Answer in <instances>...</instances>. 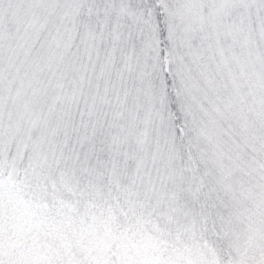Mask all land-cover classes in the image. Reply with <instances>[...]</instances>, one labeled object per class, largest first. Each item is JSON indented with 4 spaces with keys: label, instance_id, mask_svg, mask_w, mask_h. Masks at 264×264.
Returning <instances> with one entry per match:
<instances>
[{
    "label": "snow or ice",
    "instance_id": "1",
    "mask_svg": "<svg viewBox=\"0 0 264 264\" xmlns=\"http://www.w3.org/2000/svg\"><path fill=\"white\" fill-rule=\"evenodd\" d=\"M0 264H264V0H0Z\"/></svg>",
    "mask_w": 264,
    "mask_h": 264
}]
</instances>
